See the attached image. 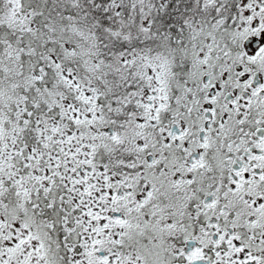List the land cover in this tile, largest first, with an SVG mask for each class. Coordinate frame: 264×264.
<instances>
[{
	"label": "snow or ice",
	"instance_id": "obj_1",
	"mask_svg": "<svg viewBox=\"0 0 264 264\" xmlns=\"http://www.w3.org/2000/svg\"><path fill=\"white\" fill-rule=\"evenodd\" d=\"M0 264H264V0H0Z\"/></svg>",
	"mask_w": 264,
	"mask_h": 264
}]
</instances>
